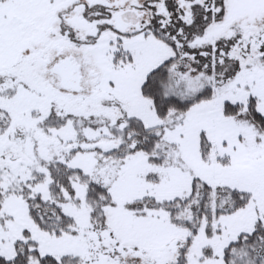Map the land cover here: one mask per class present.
Segmentation results:
<instances>
[{
    "label": "snow or ice",
    "instance_id": "6c2138e0",
    "mask_svg": "<svg viewBox=\"0 0 264 264\" xmlns=\"http://www.w3.org/2000/svg\"><path fill=\"white\" fill-rule=\"evenodd\" d=\"M0 264H264V0H0Z\"/></svg>",
    "mask_w": 264,
    "mask_h": 264
}]
</instances>
